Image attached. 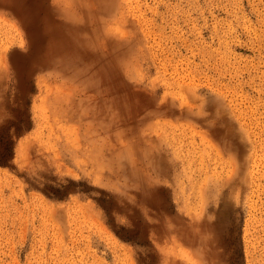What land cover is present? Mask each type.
Instances as JSON below:
<instances>
[{
	"label": "rangeland",
	"instance_id": "obj_1",
	"mask_svg": "<svg viewBox=\"0 0 264 264\" xmlns=\"http://www.w3.org/2000/svg\"><path fill=\"white\" fill-rule=\"evenodd\" d=\"M0 264H264V0H0Z\"/></svg>",
	"mask_w": 264,
	"mask_h": 264
}]
</instances>
